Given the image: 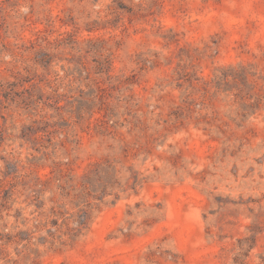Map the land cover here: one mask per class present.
Returning <instances> with one entry per match:
<instances>
[{
	"label": "rangeland",
	"instance_id": "1",
	"mask_svg": "<svg viewBox=\"0 0 264 264\" xmlns=\"http://www.w3.org/2000/svg\"><path fill=\"white\" fill-rule=\"evenodd\" d=\"M0 264H264V0H0Z\"/></svg>",
	"mask_w": 264,
	"mask_h": 264
}]
</instances>
